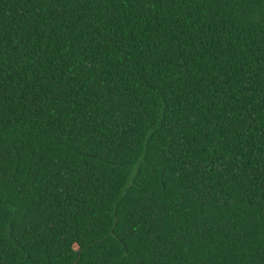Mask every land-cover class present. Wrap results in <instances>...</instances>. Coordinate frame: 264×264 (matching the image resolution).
I'll return each mask as SVG.
<instances>
[{"label": "trees", "instance_id": "obj_1", "mask_svg": "<svg viewBox=\"0 0 264 264\" xmlns=\"http://www.w3.org/2000/svg\"><path fill=\"white\" fill-rule=\"evenodd\" d=\"M0 264H264V0H0Z\"/></svg>", "mask_w": 264, "mask_h": 264}]
</instances>
